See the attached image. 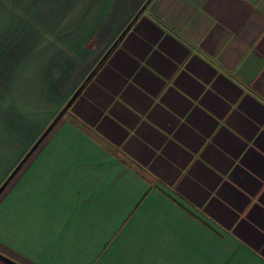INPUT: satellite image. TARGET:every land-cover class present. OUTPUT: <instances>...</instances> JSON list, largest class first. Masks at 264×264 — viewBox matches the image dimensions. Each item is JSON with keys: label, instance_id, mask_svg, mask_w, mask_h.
Wrapping results in <instances>:
<instances>
[{"label": "crops", "instance_id": "1", "mask_svg": "<svg viewBox=\"0 0 264 264\" xmlns=\"http://www.w3.org/2000/svg\"><path fill=\"white\" fill-rule=\"evenodd\" d=\"M145 1L0 0V185L55 120L0 191L19 264H264V0H148L96 66Z\"/></svg>", "mask_w": 264, "mask_h": 264}, {"label": "water", "instance_id": "2", "mask_svg": "<svg viewBox=\"0 0 264 264\" xmlns=\"http://www.w3.org/2000/svg\"><path fill=\"white\" fill-rule=\"evenodd\" d=\"M148 0L145 1V3L139 8V10L135 13V15L133 16V18L131 19V21L126 25V27L122 30V32L118 35L117 39H115V41L111 44V46L105 51V53L102 55V57L99 59L98 63L96 64V66L102 62V60L107 56V54L110 52V50L116 45V43L118 42V40L122 37V35L124 34V32L129 28V26L131 25V23L133 22V20L137 17V15L139 14V12L145 7L146 3ZM96 66L90 71V73L87 75V77L83 80V82L79 85V87L75 90V92L73 93V95L68 99V101L66 102V104L62 107V109L59 111L57 117H59L61 115L62 112H64L66 110V108L69 106V104L71 103V101L73 100V98L75 97V95L79 92V90L82 88L83 84L86 82V80L90 77V75L93 73L94 69L96 68ZM56 117V118H57ZM55 122L52 121L50 123V125L45 129V131L42 133V135L34 142V144L32 145V147L29 149V151L26 153V155L21 159V161L19 162V164L15 167V169L12 171V173L8 176V178L0 185V191L4 188V186L6 185V183L8 182V180L10 179V177L16 172V170L20 167V165L24 162V160L27 158V156L33 151V149L36 147V145L41 141V139L43 138V136L47 133V131L51 128V126L53 125V123ZM0 259H2L3 261H5L8 264H19L15 261H13L12 259H10L9 257L3 255L0 253Z\"/></svg>", "mask_w": 264, "mask_h": 264}]
</instances>
